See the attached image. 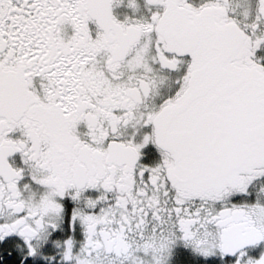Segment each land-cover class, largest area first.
I'll use <instances>...</instances> for the list:
<instances>
[{
  "label": "snow or ice",
  "instance_id": "obj_1",
  "mask_svg": "<svg viewBox=\"0 0 264 264\" xmlns=\"http://www.w3.org/2000/svg\"><path fill=\"white\" fill-rule=\"evenodd\" d=\"M0 264H264V0H0Z\"/></svg>",
  "mask_w": 264,
  "mask_h": 264
}]
</instances>
